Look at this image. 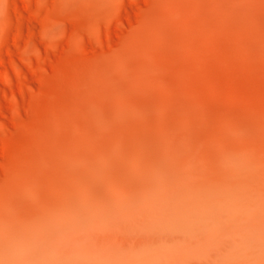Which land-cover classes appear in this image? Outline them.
Returning <instances> with one entry per match:
<instances>
[{"label":"rangeland","instance_id":"obj_1","mask_svg":"<svg viewBox=\"0 0 264 264\" xmlns=\"http://www.w3.org/2000/svg\"><path fill=\"white\" fill-rule=\"evenodd\" d=\"M30 2L0 0L25 74L0 79V264H264V0ZM151 189L167 249L102 241L97 210Z\"/></svg>","mask_w":264,"mask_h":264},{"label":"bare ground","instance_id":"obj_2","mask_svg":"<svg viewBox=\"0 0 264 264\" xmlns=\"http://www.w3.org/2000/svg\"><path fill=\"white\" fill-rule=\"evenodd\" d=\"M21 1L24 5V9L28 11L30 15L34 16L35 13L32 10L30 0ZM41 2L42 0H36L37 4H41ZM87 35L92 41H96L98 39V33L96 32L87 31ZM42 68L43 65L39 62L36 69L30 65L28 70L31 73H35V71H42ZM14 72L16 75L15 81L11 80L5 70H0V79L4 82V84L9 88L10 91H14L16 89L18 91H21L24 87L25 74L22 71L18 70H14ZM39 73L41 74V72ZM0 153H2V155H7L6 148L4 146L0 145ZM143 179L145 180V178ZM139 181H142V179H139ZM144 183L145 181L143 182V184ZM141 192L145 191L142 190ZM128 203L132 205H130L127 210L122 209V211L124 210L122 213L118 212L120 215L115 213L117 212L116 210L111 211L109 208L107 210L103 209L104 212H101V210H97L100 211V213H98L99 218L110 222L111 226H109V228L115 230V236H106L105 238L107 239H103L102 241L111 244H117V241L122 240L126 242L127 245L131 247V249L135 247H141L140 249L144 251L160 249V251H164L165 249H167V193L159 194L158 192L156 193V191H146L145 193H143V195H140L137 200H130L128 201ZM125 210L126 212L128 211V215L126 213V215L123 214ZM91 237L92 236L89 237V240H91ZM65 240L66 239L60 240V249H62L63 244H65V246L67 245V242ZM85 241H87V239ZM85 241L81 242L84 243ZM100 241L101 238H98L95 240V243L99 244ZM92 243L94 244V241L85 242L86 247L83 245L82 249L80 247L79 249L83 251L85 247L84 252H86L91 247ZM158 263L167 264V255L165 253L162 254V259L160 258Z\"/></svg>","mask_w":264,"mask_h":264}]
</instances>
